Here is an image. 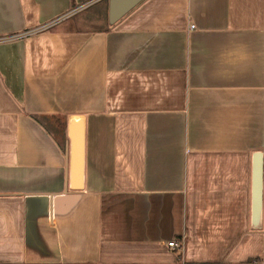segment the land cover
Masks as SVG:
<instances>
[{
  "label": "crops",
  "instance_id": "obj_1",
  "mask_svg": "<svg viewBox=\"0 0 264 264\" xmlns=\"http://www.w3.org/2000/svg\"><path fill=\"white\" fill-rule=\"evenodd\" d=\"M68 14L0 43V264L264 256V0H142L115 23L110 0H0V36Z\"/></svg>",
  "mask_w": 264,
  "mask_h": 264
},
{
  "label": "water",
  "instance_id": "obj_2",
  "mask_svg": "<svg viewBox=\"0 0 264 264\" xmlns=\"http://www.w3.org/2000/svg\"><path fill=\"white\" fill-rule=\"evenodd\" d=\"M142 0H110L109 19L112 23L117 22L123 15L130 11ZM69 149L68 164L69 177L66 182L65 192L81 190L84 186L85 171V124L81 117H72L68 124ZM254 170V202L253 213L257 219L262 214V159L261 153L256 154Z\"/></svg>",
  "mask_w": 264,
  "mask_h": 264
},
{
  "label": "built area",
  "instance_id": "obj_3",
  "mask_svg": "<svg viewBox=\"0 0 264 264\" xmlns=\"http://www.w3.org/2000/svg\"><path fill=\"white\" fill-rule=\"evenodd\" d=\"M87 4L89 5L90 3L88 2ZM87 4L78 7L76 10H74V12L87 7L88 6ZM72 12H71V14H72ZM71 14L60 16L59 18H56V19H54V20H52V21H50V22H48L46 24H43L41 26H38V27L30 29V30H26V31H23V32H20V33H17V34H10V35H6V36L5 35L4 36H0V43L1 42H6V41H9V40H13V39H17V38H22L24 36H27V35H30V34H33V33H37V32L46 30L49 27L53 26L58 21L66 18L67 16H69ZM191 27H194V26L192 25ZM168 245L172 246V247H180L181 246V242L178 241V240H172V241H170L168 243ZM252 264H264V256H262L261 258L255 259Z\"/></svg>",
  "mask_w": 264,
  "mask_h": 264
},
{
  "label": "rangeland",
  "instance_id": "obj_4",
  "mask_svg": "<svg viewBox=\"0 0 264 264\" xmlns=\"http://www.w3.org/2000/svg\"><path fill=\"white\" fill-rule=\"evenodd\" d=\"M101 5V3L99 4V6ZM98 6V5H97Z\"/></svg>",
  "mask_w": 264,
  "mask_h": 264
},
{
  "label": "trees",
  "instance_id": "obj_5",
  "mask_svg": "<svg viewBox=\"0 0 264 264\" xmlns=\"http://www.w3.org/2000/svg\"><path fill=\"white\" fill-rule=\"evenodd\" d=\"M254 261V260H253Z\"/></svg>",
  "mask_w": 264,
  "mask_h": 264
}]
</instances>
